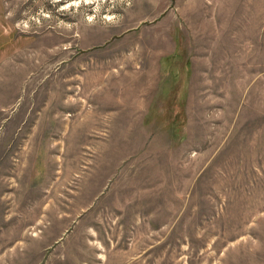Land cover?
Masks as SVG:
<instances>
[{
	"label": "rangeland",
	"instance_id": "rangeland-1",
	"mask_svg": "<svg viewBox=\"0 0 264 264\" xmlns=\"http://www.w3.org/2000/svg\"><path fill=\"white\" fill-rule=\"evenodd\" d=\"M0 264H264V0H0Z\"/></svg>",
	"mask_w": 264,
	"mask_h": 264
}]
</instances>
